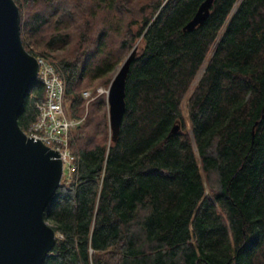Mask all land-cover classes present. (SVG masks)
I'll return each mask as SVG.
<instances>
[{"label": "trees", "instance_id": "obj_1", "mask_svg": "<svg viewBox=\"0 0 264 264\" xmlns=\"http://www.w3.org/2000/svg\"><path fill=\"white\" fill-rule=\"evenodd\" d=\"M201 1L16 0L26 49L55 62L83 118L42 264H264V0H214L184 30ZM138 38L113 139L106 94L82 90L109 85ZM44 95L37 79L24 130Z\"/></svg>", "mask_w": 264, "mask_h": 264}, {"label": "water", "instance_id": "obj_2", "mask_svg": "<svg viewBox=\"0 0 264 264\" xmlns=\"http://www.w3.org/2000/svg\"><path fill=\"white\" fill-rule=\"evenodd\" d=\"M213 3L202 0L183 29L202 24ZM136 53L137 44L119 65L106 93L113 139L125 113L126 77ZM38 72V57L22 41L18 3L0 0V264H42L58 235L45 218V208L62 183V159L58 150L28 135L18 121ZM180 128L176 122L171 131Z\"/></svg>", "mask_w": 264, "mask_h": 264}, {"label": "built area", "instance_id": "obj_3", "mask_svg": "<svg viewBox=\"0 0 264 264\" xmlns=\"http://www.w3.org/2000/svg\"><path fill=\"white\" fill-rule=\"evenodd\" d=\"M38 79L45 86V95L36 102L37 116L29 125L27 133L59 151L63 162V178L71 182L77 170L76 155L70 147V130L81 123L69 115L65 104V82L55 62L46 56H38ZM97 94L107 93L108 87L98 86ZM83 95L91 100L95 97L89 89ZM63 180V179H62Z\"/></svg>", "mask_w": 264, "mask_h": 264}, {"label": "rangeland", "instance_id": "obj_4", "mask_svg": "<svg viewBox=\"0 0 264 264\" xmlns=\"http://www.w3.org/2000/svg\"><path fill=\"white\" fill-rule=\"evenodd\" d=\"M239 1H240V0H239ZM234 9H235V8H234ZM234 9H233V10H234ZM135 44H137V50H140V48H141V45H140V38L137 39V41H136ZM135 44H134V45H135ZM132 48H133V47H132ZM132 48H131V49H132ZM129 52H130V51H129ZM129 52H128V53H129ZM128 53H127V54H128ZM127 54H126V56H127ZM126 56H125V57H126ZM125 57H124V58H125ZM123 60H124V59H122V60L120 61L119 65L121 64V62H122ZM119 65H118V67H119ZM118 67L115 69L114 74H115L116 70L118 69ZM203 70H204V68H202V69L200 70L197 79L201 76V74L203 73ZM113 76H114V75H113ZM197 79L195 80V82L197 81ZM95 82H96V81H95ZM95 82H94L92 85L83 88L82 93H83L84 90L89 89L93 95H95V94H94L95 92H96V95H97V90H96V89H97L98 86H104V87H108V86H109V85L106 86V85H103V84H97V83H95ZM84 97H85V96H84ZM85 98H86V97H85ZM86 100H87V103H88V101H90V100H88V98H86ZM184 105H185V102H184ZM25 131L27 132V130H25ZM63 179H64V178H63Z\"/></svg>", "mask_w": 264, "mask_h": 264}]
</instances>
